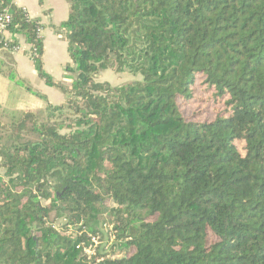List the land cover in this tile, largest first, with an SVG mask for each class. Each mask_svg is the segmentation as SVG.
Instances as JSON below:
<instances>
[{
  "label": "trees",
  "instance_id": "1",
  "mask_svg": "<svg viewBox=\"0 0 264 264\" xmlns=\"http://www.w3.org/2000/svg\"><path fill=\"white\" fill-rule=\"evenodd\" d=\"M3 1L65 102L0 108V264H264V0H69L68 84Z\"/></svg>",
  "mask_w": 264,
  "mask_h": 264
},
{
  "label": "crops",
  "instance_id": "2",
  "mask_svg": "<svg viewBox=\"0 0 264 264\" xmlns=\"http://www.w3.org/2000/svg\"><path fill=\"white\" fill-rule=\"evenodd\" d=\"M13 4L23 9L30 18L39 20L44 45V70L56 82L68 84L65 80L68 76L66 65L70 62L68 45L57 28L69 19V0H13ZM5 37L9 41L13 38L9 32ZM14 39L19 51L0 48V108L39 111L48 104L62 105L65 95L38 77L30 57L31 47L24 37L14 35Z\"/></svg>",
  "mask_w": 264,
  "mask_h": 264
},
{
  "label": "built area",
  "instance_id": "3",
  "mask_svg": "<svg viewBox=\"0 0 264 264\" xmlns=\"http://www.w3.org/2000/svg\"><path fill=\"white\" fill-rule=\"evenodd\" d=\"M13 22V16L9 9L4 6V1L0 0V45L2 49L19 51L18 46L10 49L9 41L5 34L8 32L10 25ZM41 33V29H39ZM33 53L30 52V56ZM35 55V54H34ZM101 233L97 235H89V242L80 243L77 248L82 250V252L88 257V260H95L96 263H101L104 261L105 256L109 257L111 245L117 244V236L114 226L112 224H104L100 229ZM121 255L113 256L119 258Z\"/></svg>",
  "mask_w": 264,
  "mask_h": 264
},
{
  "label": "rangeland",
  "instance_id": "4",
  "mask_svg": "<svg viewBox=\"0 0 264 264\" xmlns=\"http://www.w3.org/2000/svg\"><path fill=\"white\" fill-rule=\"evenodd\" d=\"M96 80L98 82H101V83L108 82L113 87H116V86H120L122 84L136 82V81L140 80V78L133 76L131 74H128V73L116 74L113 71H104L96 77Z\"/></svg>",
  "mask_w": 264,
  "mask_h": 264
}]
</instances>
